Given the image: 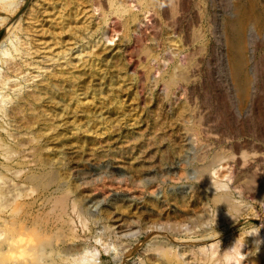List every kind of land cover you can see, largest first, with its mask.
<instances>
[{"label": "rangeland", "instance_id": "rangeland-1", "mask_svg": "<svg viewBox=\"0 0 264 264\" xmlns=\"http://www.w3.org/2000/svg\"><path fill=\"white\" fill-rule=\"evenodd\" d=\"M50 1L0 0V264H166L173 254L152 243L188 240L208 217L223 245L247 242L245 261L261 252L264 73L242 97L213 52L226 0H188L180 25L159 0H75L76 39L69 12L44 11ZM58 30L73 60L52 59ZM248 176L250 197L232 186Z\"/></svg>", "mask_w": 264, "mask_h": 264}, {"label": "bare ground", "instance_id": "bare-ground-1", "mask_svg": "<svg viewBox=\"0 0 264 264\" xmlns=\"http://www.w3.org/2000/svg\"><path fill=\"white\" fill-rule=\"evenodd\" d=\"M96 1V0H95ZM116 0H111L110 4H114ZM120 1V0H119ZM129 0H127L126 2H128ZM210 1V0H209ZM214 1V0H212ZM101 2V1H100ZM99 2V0H97L98 4H101ZM125 2V3H126ZM135 2V1H134ZM133 2V3H134ZM190 2V1H189ZM96 3V4H97ZM104 3V2H103ZM106 3V2H105ZM130 3V1L128 2ZM157 3V1L155 2ZM212 3V2H211ZM216 3V1H215ZM46 4V3H45ZM108 4V3H107ZM132 4V3H130ZM159 4L161 6V12L162 15H164V17L167 18H171L173 20H176L177 23H179V25L181 24V19L180 16L182 15V11H185L188 5V0H159ZM221 4V3H220ZM193 5V4H192ZM197 5V4H196ZM218 5V4H217ZM96 6V5H95ZM98 6V5H97ZM96 6V7H97ZM147 6H149V4H147ZM146 6V7H147ZM226 6L227 9H229L228 11L231 12V16H229V18L224 17V14H220L218 17H215V22H213L215 25V27H213L214 29H211L210 32H212V41H215L217 43L215 49L213 52L218 51L220 54L224 53L225 54V58H226V62L228 63L226 66L227 71L233 76L235 83H236V87L239 91V93L241 94L242 97H250L252 89L253 91L257 90V78L259 77V75H263L264 70H262V68H264V61H262V58L264 59V52L260 53L258 55V49H263L264 50V0H226ZM100 7V6H98ZM152 7V6H150ZM62 8V12H71L75 9L78 8V4L75 0H66V1H60V0H51L47 6L44 5V11L51 13L53 12V10H57V9H61ZM102 8V7H101ZM156 9V8H155ZM210 9V8H209ZM117 10V9H116ZM114 11V10H113ZM148 12V11H145ZM158 12V11H157ZM239 12V13H238ZM190 13V12H189ZM238 13V14H237ZM135 15V14H134ZM218 15V14H217ZM185 16V15H184ZM215 16V15H214ZM63 17V14H62ZM69 20L71 21V38L72 39H76L75 34H77V30L76 28L77 25H74V23L76 22V17H74L71 13L69 14ZM40 18V17H39ZM38 18V19H39ZM184 19V18H183ZM211 19V18H210ZM37 20V18H36ZM128 20V19H127ZM170 20V19H169ZM185 20V19H184ZM144 21V20H143ZM186 21V20H185ZM195 21V20H194ZM38 22V21H37ZM141 21H137L135 22V27L138 28L141 26ZM196 22V21H195ZM18 23V22H17ZM65 23V22H64ZM123 23V22H122ZM127 23V22H125ZM145 23H148L147 21ZM167 22L165 21V24ZM170 23V21L168 22ZM188 23V22H187ZM34 24V22H33ZM117 21H114V26L117 25ZM158 24V22H157ZM176 24V23H175ZM199 24V23H198ZM197 22L196 24H192L189 26L185 25L186 29H188L187 31V35L189 37V42L192 41V38L195 36L193 35V33H195L200 29V24L198 26ZM65 24H62L61 28L64 27ZM123 25V24H122ZM183 25V24H182ZM181 25V26H182ZM194 25H197L196 27ZM53 27H55V25H51ZM113 26V27H114ZM194 26V27H193ZM211 26V25H210ZM80 28V27H79ZM99 28V27H98ZM180 28V26L178 27ZM211 28V27H210ZM112 29V27H111ZM185 29V28H184ZM50 30V29H49ZM137 30V29H136ZM203 30V29H202ZM208 30V29H207ZM62 31V30H61ZM64 32V31H63ZM144 33V32H142ZM182 33V32H181ZM209 33V32H208ZM56 34V33H53ZM63 33H58L53 36V43L57 48V52L53 53L52 59L54 60H58L61 57V54L64 53V57L66 56V58H70L71 60H73V58L71 57L73 54V50L74 47L73 45H67L62 47V44L64 43V38L61 36ZM197 35V34H196ZM210 35V34H209ZM113 36V35H112ZM145 36V35H143ZM199 39V35H197ZM140 37V35H139ZM142 37V36H141ZM201 37V36H200ZM135 38H137L135 36ZM261 39V45L259 44V42H257L258 39ZM148 39V38H147ZM156 39V38H155ZM214 39V40H213ZM71 40V39H70ZM136 40V39H135ZM141 39L137 38V41ZM144 40V38L142 39ZM171 40V39H170ZM136 41V42H137ZM47 42V41H46ZM194 42V40H193ZM28 44V43H27ZM212 43H208V45H210ZM144 45V44H143ZM141 45V46H143ZM187 45V44H186ZM207 45V44H206ZM45 46V45H44ZM205 46V45H204ZM214 46V45H211ZM147 47V46H146ZM137 48V47H136ZM19 49V48H18ZM145 49V48H144ZM195 49V51H198L200 54L201 53V46L198 45L197 47L193 48ZM209 48H207L208 50ZM179 50V49H178ZM192 50V49H191ZM180 51V50H179ZM194 52L193 55H196L198 53L195 54V51L192 50ZM205 51V50H204ZM212 51V50H211ZM66 52V54H65ZM191 52V53H193ZM217 52V53H218ZM143 53V52H142ZM148 53V52H147ZM169 53V52H168ZM190 53V52H189ZM190 53V54H191ZM206 53V52H205ZM212 53V52H211ZM186 54V53H185ZM130 55V54H129ZM145 55V53L143 54ZM63 56V55H62ZM190 55H188L189 57ZM200 56V55H199ZM204 56V55H203ZM146 57V56H145ZM184 57V56H183ZM201 57V56H200ZM143 58V57H142ZM191 58V56H190ZM211 58V57H210ZM146 59V58H145ZM179 59H182L181 57ZM201 59V58H199ZM205 59V58H203ZM224 59V58H223ZM152 60V59H151ZM162 60V58H161ZM183 62V60H181ZM212 61V59H211ZM165 62V61H164ZM187 62V61H185ZM204 62V61H203ZM30 63V62H29ZM181 63V62H180ZM164 64V63H162ZM161 64V65H162ZM166 64V62H165ZM184 64V63H183ZM182 64V65H183ZM186 64V63H185ZM199 64V63H198ZM160 65V68H162V65ZM191 67V66H190ZM189 68V67H188ZM165 69V67H164ZM177 69V68H176ZM192 69V68H191ZM158 70V69H157ZM162 70V69H161ZM186 70V69H185ZM184 70V71H185ZM151 71V70H150ZM163 71V70H162ZM161 71V72H162ZM180 71V70H178ZM182 71V70H181ZM183 71V72H184ZM195 71V70H194ZM197 71V70H196ZM189 72V70H188ZM163 73V72H162ZM161 73V74H162ZM177 73V72H176ZM185 73V72H184ZM212 73V71H211ZM194 74V73H191ZM152 75V74H151ZM162 76V75H161ZM195 76V74H194ZM208 76V75H207ZM157 77V76H156ZM187 77V76H186ZM190 77V75H189ZM193 77V76H192ZM191 78V77H190ZM189 78V79H190ZM155 79V77H154ZM161 79V78H160ZM176 79V78H174ZM193 79V78H192ZM157 81V80H156ZM173 81V80H172ZM177 81V80H176ZM192 81V80H191ZM180 81H178L179 83ZM156 83V82H155ZM174 83V82H173ZM171 83V84H173ZM177 83V82H176ZM169 85V84H168ZM180 85V84H179ZM165 89L167 88L166 85ZM163 86V87H164ZM170 86V85H169ZM182 86V85H181ZM234 87V86H233ZM180 88V87H179ZM184 88V87H183ZM235 88V87H234ZM168 89V88H167ZM195 89V88H194ZM261 90V89H260ZM172 91V90H171ZM182 91V89H181ZM188 91V90H187ZM201 91V90H200ZM208 91V90H207ZM237 91V92H238ZM191 92V91H190ZM206 92V91H205ZM260 92V91H259ZM181 93V92H180ZM186 93V92H185ZM194 93V92H193ZM187 94V93H186ZM206 94V93H205ZM168 95V93H167ZM189 95V94H188ZM217 95V94H216ZM253 95V93H252ZM210 96V95H209ZM195 97V96H194ZM220 97V96H219ZM193 98V97H192ZM221 98V97H220ZM37 99V98H36ZM207 99V98H206ZM250 99V98H249ZM205 100V99H204ZM194 101V100H193ZM230 102V101H229ZM217 103V102H216ZM221 104V103H220ZM225 103H223L224 105ZM240 104V103H239ZM242 104V103H241ZM23 105V104H22ZM194 105V104H192ZM253 105V104H252ZM219 106V104H218ZM227 106V105H226ZM229 107V106H228ZM224 108V107H223ZM227 109V108H225ZM206 110V109H205ZM204 110V111H205ZM224 110V109H223ZM220 111V110H219ZM227 111V110H226ZM237 111V110H235ZM199 112V111H198ZM211 112V111H210ZM221 112V111H220ZM212 114V113H211ZM222 115L224 114L223 112L221 113ZM220 114V115H221ZM227 114V113H225ZM224 114V115H225ZM209 115V114H208ZM219 115V116H220ZM221 115V116H222ZM199 116V115H198ZM229 116V115H228ZM236 116V115H235ZM227 116H223V118H225ZM216 118V116H215ZM259 118V117H258ZM218 119V118H217ZM221 119V118H220ZM229 119H231L229 117ZM256 119V118H255ZM254 119V120H255ZM203 120V119H202ZM227 120V119H226ZM42 121V120H41ZM221 121V120H220ZM230 121V120H229ZM198 122V121H197ZM264 122V121H263ZM200 123V122H199ZM218 123V122H217ZM231 123V121H230ZM196 124V123H195ZM224 125V123H222ZM241 124V123H240ZM262 124V123H261ZM204 125V124H203ZM227 125V124H226ZM230 125V124H229ZM242 125V124H241ZM239 125V126H241ZM247 125V124H246ZM256 125V124H255ZM264 125V123H263ZM231 126V125H230ZM234 126V124H233ZM257 126V125H256ZM257 128V127H256ZM207 129V128H206ZM232 129H234L232 127ZM203 131V130H202ZM251 131V130H249ZM206 132V131H205ZM209 132V131H208ZM242 132V130H241ZM202 133V132H201ZM210 133V132H209ZM169 134V133H168ZM231 134V133H230ZM233 136V135H232ZM263 136V135H262ZM225 138V137H224ZM227 138V137H226ZM248 142V140H247ZM209 143V142H208ZM243 143V142H242ZM244 144V143H243ZM248 144V143H247ZM201 145V144H200ZM210 145V144H209ZM206 146V145H205ZM240 146V145H239ZM246 146V145H245ZM249 147V145H248ZM204 148V147H202ZM201 148V149H202ZM206 148V147H205ZM244 148V147H243ZM255 148V145H254ZM257 148V147H256ZM260 148V147H259ZM200 149V150H201ZM222 149V148H221ZM195 151V150H194ZM199 151V150H198ZM248 151V150H247ZM206 153V151H203V153ZM208 152V151H207ZM197 153V152H196ZM203 153L200 154L203 156ZM204 153V154H205ZM194 154V153H193ZM248 154H250L248 152ZM196 155V154H194ZM225 155V154H223ZM261 156V155H260ZM259 156V157H260ZM195 157V156H194ZM201 157V156H200ZM244 157V156H243ZM246 157V156H245ZM244 157V158H245ZM258 157V158H259ZM196 158V157H195ZM198 158V157H197ZM196 158V159H197ZM262 158V157H260ZM251 160V159H250ZM255 160V159H252ZM257 160V159H256ZM202 161V160H201ZM211 161V160H210ZM218 161V160H217ZM243 161V160H242ZM246 161V160H245ZM249 161V160H248ZM250 162V161H249ZM239 163V162H238ZM252 163V162H251ZM204 167V166H203ZM251 167V165H250ZM263 167V166H262ZM208 168V167H206ZM256 168V167H255ZM230 169V168H229ZM232 169V168H231ZM242 169V167H241ZM207 170V169H206ZM260 170V169H259ZM197 171V170H196ZM201 171V170H200ZM228 171V170H227ZM245 171V169H244ZM205 172V171H204ZM207 172V171H206ZM211 172V171H210ZM229 172V171H228ZM231 172V171H230ZM236 172V171H235ZM246 172V171H245ZM201 173V172H200ZM203 173V171H202ZM209 174V173H208ZM231 174V173H230ZM229 174V176H230ZM249 175V174H248ZM200 176V175H199ZM228 176V177H229ZM232 177H234V175L231 174ZM261 176V175H260ZM202 177V176H201ZM206 177V176H205ZM208 177V176H207ZM238 177V176H237ZM245 177V176H244ZM263 177V176H262ZM248 182H242L239 179H237L236 177L233 178L235 180H233V189L236 192H239L240 194H243L245 196V194L248 196L251 193V186H250V182L252 181L253 178L249 177ZM232 179V178H230ZM229 179V180H230ZM203 180H204V176H203ZM201 181V180H200ZM204 182V181H203ZM218 182V181H217ZM258 182V181H256ZM206 183V182H205ZM232 183V181H231ZM209 184V183H208ZM264 184V183H263ZM205 185V184H204ZM253 185V184H251ZM211 186V185H210ZM209 187V186H208ZM9 189V188H8ZM21 189V188H20ZM261 190V189H260ZM1 191V190H0ZM256 191V190H255ZM17 193V192H16ZM228 193V192H227ZM5 193L0 192V199H2L0 202V205H4L5 201H3ZM232 195V194H231ZM217 196V195H216ZM253 196V195H252ZM255 196V195H254ZM219 197V196H218ZM227 197V196H225ZM250 197V195H249ZM6 199V198H5ZM215 200V199H214ZM219 200V199H218ZM217 201V200H216ZM231 201V200H230ZM8 202V201H7ZM6 202V203H7ZM66 203V202H65ZM237 203V202H236ZM63 204V203H62ZM226 204V203H225ZM64 205V204H63ZM228 205H231L230 203ZM235 205V204H234ZM235 208V207H234ZM219 209V207H218ZM217 209V210H218ZM236 209V208H235ZM238 210V209H237ZM227 211V210H226ZM237 212V211H236ZM211 213V211H210ZM238 213V212H237ZM222 214V213H221ZM231 215V214H229ZM228 215V216H229ZM210 216V215H209ZM206 218V217H205ZM204 218V219H205ZM216 218V217H215ZM233 218V217H232ZM218 220V219H216ZM220 220V219H219ZM230 220V219H229ZM181 221V220H180ZM203 221V220H201ZM176 222V221H175ZM230 222V221H229ZM228 223V221H227ZM204 225H202V227L204 226V229L201 233H192L190 234V238L188 240H183V239H177V238H173L170 241H166L164 239H161L160 241L156 240L157 242L152 243L153 247L151 248L155 255L160 254H173L174 259L176 260H172V261H166V264H169V262L174 263V264H251V262H254L256 264H264V249H260L261 252H259L258 254L254 255L253 257L247 259L249 260L248 262L245 261V257L247 255H249L250 253V248L248 246H246L245 243H247L240 238V239H230L231 241L228 243H225L224 245L222 244V240L220 239V237L222 236V234H220L219 229L217 230L216 228H218L219 224L217 223V221H215L214 218L212 217H208L205 221H204ZM211 224L212 227L209 225ZM223 222L221 223L222 226ZM231 224V223H230ZM174 225V224H173ZM196 225V224H195ZM194 225V226H195ZM199 226V224H198ZM214 226V227H213ZM196 227V226H195ZM193 227L195 230L196 228ZM176 228V227H175ZM193 229V230H194ZM253 229V228H252ZM191 231V230H190ZM198 231V230H197ZM199 232V231H198ZM244 232V231H243ZM253 232V231H252ZM139 233V232H138ZM163 234V233H162ZM174 235V234H173ZM192 235V237H191ZM225 235V234H224ZM261 235V234H260ZM259 235V236H260ZM256 236L254 238V241L256 242V246H254L255 248H259L261 247L260 244L258 243L260 240V237L262 236ZM21 237V236H19ZM168 238V236H167ZM225 238V237H224ZM233 238V237H232ZM253 238V237H252ZM252 238H250L249 240H251ZM2 239V238H1ZM155 239V238H154ZM160 239V238H159ZM21 241L23 239H20ZM10 241V240H9ZM19 241V240H18ZM228 241V240H227ZM237 241V242H236ZM263 241V240H262ZM29 242V241H28ZM32 242V241H31ZM236 242V243H235ZM13 243V242H12ZM33 243V242H32ZM258 243V244H257ZM261 243V242H260ZM30 244V243H29ZM235 244V245H234ZM243 245V247H242ZM262 245V244H261ZM36 246V245H35ZM41 246V245H40ZM234 246V248H232ZM43 247V246H42ZM146 248V247H145ZM253 248V247H252ZM17 250V249H16ZM40 250V248H39ZM151 250V251H152ZM28 251V250H27ZM44 251V250H42ZM13 251L11 254V257L14 261H16L17 258H19V255ZM33 252V251H32ZM37 252V251H36ZM26 253V252H25ZM28 253V252H27ZM125 253V252H124ZM30 254V253H29ZM253 263V264H254ZM57 264V263H56Z\"/></svg>", "mask_w": 264, "mask_h": 264}, {"label": "clouds", "instance_id": "clouds-1", "mask_svg": "<svg viewBox=\"0 0 264 264\" xmlns=\"http://www.w3.org/2000/svg\"><path fill=\"white\" fill-rule=\"evenodd\" d=\"M258 233H259V231H253V232H250V233H249V236H250V235H252V236L258 235ZM236 242H237V241H236ZM236 242H235V243H236ZM234 245H235V244H234ZM242 247H243V245H242ZM232 248H234V246H233Z\"/></svg>", "mask_w": 264, "mask_h": 264}]
</instances>
